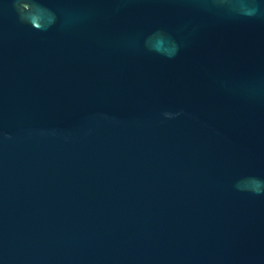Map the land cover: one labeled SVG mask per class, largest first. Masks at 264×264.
Here are the masks:
<instances>
[{
  "label": "water",
  "instance_id": "95a60500",
  "mask_svg": "<svg viewBox=\"0 0 264 264\" xmlns=\"http://www.w3.org/2000/svg\"><path fill=\"white\" fill-rule=\"evenodd\" d=\"M0 264H264V0H0Z\"/></svg>",
  "mask_w": 264,
  "mask_h": 264
}]
</instances>
